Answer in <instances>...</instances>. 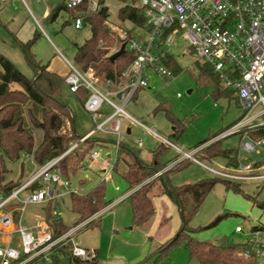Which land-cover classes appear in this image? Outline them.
<instances>
[{"label": "rangeland", "instance_id": "374dc122", "mask_svg": "<svg viewBox=\"0 0 264 264\" xmlns=\"http://www.w3.org/2000/svg\"><path fill=\"white\" fill-rule=\"evenodd\" d=\"M24 1L29 11L19 0H10L0 9V55L10 60L26 78H31L32 70L14 39L18 27L27 18L30 19L32 14L38 20L35 28L38 39L34 44V49L31 50L32 54L38 62L48 65V69L53 73L61 77L67 76L68 67L63 58L76 67L74 45H81L90 37L89 26L83 24L81 29H75L73 18L63 9L58 12L56 19L52 22L42 18L46 8L55 9L63 4V0H43L40 3H36L34 0ZM93 1L97 2L98 0ZM125 4L127 3L119 0H105V6L109 13L107 26L118 36L121 32L129 30L134 38H143L146 36L144 31L129 23H120L117 20L118 10ZM81 14L84 15V12ZM86 14L88 15L89 12ZM34 50L37 52L36 54ZM165 50L174 59L180 72L175 74L173 78L165 79H161L156 74H150L149 87L144 90L146 97L141 99L142 97L138 95L137 99L138 103L142 104V108L151 103L150 99L153 102H156L157 98L165 101L172 115L186 124L183 137H181L183 141L192 142L191 147L183 148V151H189L196 144L207 139L210 134L217 135L227 130L232 124L242 119L244 112L237 105L234 94L214 98L212 96L213 88L197 84L190 74L196 61L192 55L184 54L187 50V44L182 38H176L172 45ZM114 52L116 50L113 48L110 55ZM94 79L99 81L97 78ZM220 87L223 89L221 82ZM12 88L17 87L13 85ZM87 99L88 95L79 99L75 94L70 93L65 83L61 88V100L73 113L75 132L79 137L89 132L93 125L91 115L84 109ZM140 100L142 101L139 102ZM133 106V102L128 103L125 106V111L135 120L141 121L146 127L154 128V131L162 138L180 147L178 141L171 140L166 134L164 130V126L167 127L166 120L162 114L153 116L149 111L148 115L153 116L154 120L152 122L147 121L132 111ZM106 108L108 109V107ZM261 108V106L257 107L256 111H260ZM26 109H31L37 118L40 117L38 108H35L31 103L23 105V115H25ZM105 113H111V109L105 110ZM261 122H264V115L256 120V123ZM33 135L35 142H38L40 140L39 133L33 131ZM112 139L115 140L116 138ZM138 140L142 141V146L137 144ZM218 141L219 148L222 151H227V156L234 158L237 166L228 165L227 158L221 155L209 160H202V155L199 154L200 150L195 154V158L202 162L204 167L191 162L181 170L172 173L169 179L174 187L214 179V175L207 170V168H212L227 174L216 176L219 179L239 183L240 192H234L227 189L221 180H215L212 189L189 222V228L192 229L189 236L200 242L217 244L222 240H227L234 244H243L250 240L251 228L264 229V213L254 206L250 199L255 198L258 201H264V180L250 179L253 178L251 175L262 173L264 149H260L257 154L242 152L239 134H232ZM121 142L144 162H147V157L158 144L151 136L143 135L142 130L136 125L132 127L129 138H121ZM209 144L211 142L204 144L201 149ZM93 151L99 152L100 158L90 163L84 161L82 168L79 165V170L69 178V187L65 191L59 189V195L52 200L49 209L50 214L59 217L67 228H72L78 220V216L71 210L70 192L85 195L104 181V200L110 203L122 199L130 191L126 182L121 178V174L126 170V166L121 163L123 155H118L119 161L116 165V171H112L109 178L106 179V176L101 172L102 166L108 156H110L109 164H115V149L108 146V148L98 147ZM176 155L175 151L169 148L160 156V162L162 164L167 163ZM122 161L126 162L124 158ZM129 162L131 161L129 160ZM255 164L258 166L254 168ZM245 165L252 166V169L247 174L242 175L238 167L241 168ZM0 166L8 171L6 180L17 181L21 176V183L35 174L39 168L30 157L23 156L18 161L10 162L1 154ZM21 168L23 174L20 175ZM159 174L161 173L157 175ZM157 175L145 182H151L149 198L152 200L154 208V214L146 224L137 226L133 223L130 202L128 199H123L109 210L103 211L99 218L95 219V224L83 226L74 234L77 246L90 251L97 250L98 264H198L195 259L189 258L183 243L156 258L159 246L173 237L180 227V218L176 208L162 194L161 183L154 179ZM45 206V204L26 206L22 214V224L30 228L38 220H44ZM222 215H226V217L210 226L217 217ZM236 227H240L242 232L236 233ZM260 236L264 240V236ZM55 256L57 257L56 263L43 261L35 264H68L69 253L67 251L58 252Z\"/></svg>", "mask_w": 264, "mask_h": 264}, {"label": "built area", "instance_id": "2783aa9c", "mask_svg": "<svg viewBox=\"0 0 264 264\" xmlns=\"http://www.w3.org/2000/svg\"><path fill=\"white\" fill-rule=\"evenodd\" d=\"M6 1L0 0V6ZM19 1L27 8L24 0ZM34 1L40 3L43 0ZM132 1L135 6L144 10L146 25L150 30L143 38H131L123 42L125 49L133 54V59L120 75L99 83L63 58L68 67L65 84L70 93L74 94L79 89L87 92L88 99L84 109L91 115L93 123L92 129L65 154L89 137L102 134L116 138L113 147L117 159V150L123 137L121 119L126 118L141 127L143 133L152 135L158 142L172 148L179 155V160L187 159L204 167L195 158V154L204 145L183 151L125 111V106L132 101L136 92L148 86L150 74H156L160 78H173L162 63V52H167L165 48L170 47L178 37L187 44L184 54L192 55L195 61L208 64L220 76L222 86L235 92L238 106L245 112L242 119L214 137L211 142L239 134L242 152L257 154L260 149H264V139L255 140L247 134V130L264 129V122L256 123L264 115V0ZM85 2L88 15L105 6V0H102V4L99 0H63L64 6L73 11ZM48 11L50 12L47 9L46 13ZM32 18L37 23L33 16ZM83 18L81 13L74 16L75 29L82 28ZM119 36L125 40L126 31ZM104 105L111 109V113L103 111ZM259 106L262 108L256 111ZM137 144L141 146L142 142L138 140ZM65 154L40 166L35 174L10 193L0 194V264L52 261L55 253L66 246L73 257L82 261L95 257L94 251L77 246L74 234L94 220L97 214L57 237L53 236L43 219L30 228L22 224L26 206L52 201L59 195V189L65 191L69 187V180L57 167ZM99 157L100 153L93 151L86 161L90 163ZM82 167L83 165L80 166ZM112 167L113 165L108 164L109 172ZM238 169L245 175L252 166L245 165ZM207 170L214 176L227 175L212 168ZM261 170V174L251 175L253 178L250 179L264 180V167ZM241 231L240 227L235 228V232ZM260 235L264 236V231L251 232V238L245 242L242 251V256L253 258L254 264H264V240Z\"/></svg>", "mask_w": 264, "mask_h": 264}, {"label": "trees", "instance_id": "16d2710c", "mask_svg": "<svg viewBox=\"0 0 264 264\" xmlns=\"http://www.w3.org/2000/svg\"><path fill=\"white\" fill-rule=\"evenodd\" d=\"M119 1L127 4L118 10L117 20L120 23H129L145 33L148 32L150 27L146 25L144 10L135 6L132 0ZM99 2L102 4V0H99ZM87 7L85 2L76 11H73L62 4L55 9H50L47 19L51 22L54 21L58 12L62 9L68 12L72 18L77 13L84 12L83 24L89 26L91 35L83 44L74 45V62L81 72L87 73L91 77L97 78L100 83H103L120 75L133 59V54L124 49L122 55L111 62L109 60L110 51L113 48L118 51L123 42L134 37L129 30H126L125 40H122L117 33L109 29L106 24L109 18L106 6H101L97 12L90 15L86 14ZM37 39V34H34L32 39L25 43L20 42L16 38L14 39L32 70L31 78H26L15 68L10 60L0 55V154L10 162L18 161L23 156L30 157L40 167L65 154L82 136H77L73 113L61 100V88L65 83L66 76L61 77L48 71L47 66L38 62L31 52ZM162 63L173 76L180 72L176 62L168 52H162ZM190 74L197 84L213 88L212 96L214 98L231 96V94L235 95V92L231 89L224 87L221 89L220 76L206 63L196 61ZM13 85L17 88H12ZM74 94L79 99H83L86 97L87 92L79 89ZM26 103H31L35 108H38L40 112L39 118L33 114L31 109H26L25 115L22 114L23 105ZM236 103L238 105L237 99ZM151 113L152 115L157 113L163 115L166 122L171 126L169 138L173 141H178L186 129V124L172 115L168 104L157 98L156 105ZM33 131H37L40 135L38 142H35ZM247 134L255 140L264 139V129L262 128L247 130ZM217 135L210 134L207 139L196 144L193 148L208 143ZM112 138L109 135L95 134L84 140L59 160V171L69 180L70 176L79 170L78 166L83 165L84 161L93 152V149L113 147L115 140ZM218 143V140L211 142V144L201 149L199 154L202 155V160H209L221 155L227 158L228 165L237 166L236 161L233 160L234 158H229L227 156L228 152L222 151ZM167 149H169L168 146L158 142L152 152V161L148 164L141 161L122 142H120L117 150V158L119 154H123L131 159L127 169L121 174V178L126 182L130 190L135 189L129 194L127 199L130 202L133 223L137 226L146 224L154 214L153 204L149 198L151 182H145L165 169L154 179L161 183L164 194L176 207L180 218V227L173 237L159 246L156 258L163 256L173 247L183 243L189 258L195 259L198 264H254L253 258L247 259L242 256L245 243L234 244L227 240H222V242L215 244L200 242L189 236L192 231L189 228L190 220L212 189L215 180L219 178L214 176V179L203 180L189 185L172 186L169 176L189 165L191 161L187 159L177 161L179 156L176 155L169 162L162 164L160 156ZM117 163L118 159H116L112 171H116ZM169 165L170 167L167 169ZM7 172L3 166H0V194L10 193L13 188L21 183V176L17 181L6 180ZM22 172L23 169L21 168L20 175L23 174ZM154 179L151 180L153 181ZM219 180L224 183L227 189L240 192L239 183L223 179ZM103 182H100L85 195L69 194L71 210L78 216V220L72 227L86 221L109 204V202L107 203L104 200ZM35 188L36 186L33 187V189ZM250 199L253 205L264 213V201H258L255 198ZM51 203L52 201L44 203L46 205L44 221L53 236L57 237L70 228L64 226L59 217L50 214ZM224 217L226 215L217 217L210 226H213ZM93 224H95L94 220L84 226ZM250 231H264V229L253 227ZM66 251L69 253L68 264H98V254L95 251V257L87 261L73 257L68 246L62 247L58 252L64 253ZM52 261L53 263L57 262L55 256L52 257Z\"/></svg>", "mask_w": 264, "mask_h": 264}, {"label": "crops", "instance_id": "0c3cea01", "mask_svg": "<svg viewBox=\"0 0 264 264\" xmlns=\"http://www.w3.org/2000/svg\"><path fill=\"white\" fill-rule=\"evenodd\" d=\"M8 2H10V0H7L4 4H2L1 6H0V9L2 8V7H4ZM47 9H49V8H46V10ZM46 10H45V12H44V14H43V16H42V18H44V19H47V16H48V14H49V11H48V13H46ZM50 10V9H49ZM29 11V10H28ZM31 14V13H30ZM32 15V14H31ZM33 16V15H32ZM32 16L30 17V19L29 18H27L19 27H18V29L16 30V33H15V38L18 40V39H20L19 41L20 42H22V43H25V42H27V41H29V40H31L32 39V37L34 36V34H36V30H35V28H36V24H38V20H37V23L33 20V18H32ZM34 17V16H33ZM35 18V17H34ZM36 19V18H35ZM32 49H34V45H33V47H32ZM31 49V50H32ZM34 52H35V50H34ZM37 52H35V54H36ZM64 61V60H63ZM65 62V61H64ZM66 64V63H65ZM47 66V70L48 71H50L49 69H48V65H46ZM50 72H52V71H50ZM161 79H165V78H161ZM149 87V83H148V86L146 87V88H144V89H140L136 94H135V96H134V98H133V100L130 102V103H132L133 102V104H134V106L132 107V111H134L135 113H137V114H139L141 117H144L147 121H153L154 120V117L153 116H156V115H160L161 113H157V114H155V115H153V116H149L148 115V112L150 111H152L153 110V108L155 107V105H156V102H153V100H151L150 99V101H151V103L150 104H147L145 107H141V105L142 104H140V103H138V95H139V97L141 96L142 98L141 99H143L144 97H146V95H145V93H144V90L145 89H147ZM142 100H140L139 102H141ZM140 107H141V109H140ZM104 108V107H103ZM105 110H110L109 108L107 109L106 107L103 109V111L105 112ZM140 123H141V121H139ZM166 122V121H165ZM166 124V126L167 127H165L164 126V130H165V132H166V134H168V137H169V135H170V133H171V126L166 122L165 123ZM135 124H133V123H131L129 120H127L126 118H122L121 119V127H122V131H123V137L122 138H129V136L131 135V131H132V127L134 126ZM137 126V125H136ZM145 126V125H144ZM139 127V126H138ZM140 129H141V127H139ZM151 129H153L154 130V128H151ZM142 130V129H141ZM88 133V132H87ZM142 134L143 135H148V136H151L152 138H154L152 135H150V134H145V133H143V131H142ZM183 137V136H182ZM182 137L180 138V139H178V142H179V146L180 147H178L179 149H181V150H183V148H189V147H191L190 145H192L191 143L192 142H186V141H183V139H182ZM155 139V138H154ZM156 140V139H155ZM141 141V140H140ZM157 141V140H156ZM212 140H210L209 142H211ZM142 142V141H141ZM158 142V141H157ZM143 145V144H142ZM141 145V146H142ZM177 147V146H176ZM191 149V148H190ZM193 149V148H192ZM190 151V150H189ZM153 152V151H152ZM152 152H151V154H150V156H148L147 157V162H144L143 160H141L139 157V159L141 160V161H143L144 163H150L151 161H152ZM175 154H177L176 152H175ZM123 155V154H122ZM178 155V154H177ZM179 156V155H178ZM100 158V157H99ZM125 159L126 160V162H123L122 161V159ZM118 159V158H117ZM122 159H121V163L122 164H124L125 166H126V169H127V165H128V163H130L129 162V160L131 161V159L129 158V157H127V156H125V155H123L122 156ZM95 161V160H94ZM110 161V156H108V159L107 160H104V164H103V166H102V173L104 174V176H106V179H108L109 178V176H110V173L112 172V171H110L109 172V170H108V164L110 163L109 162ZM118 161H119V159H118ZM177 161H180L179 159L177 160ZM256 166H258L257 164H255L253 167L255 168ZM170 167V165L167 167V169ZM165 170V169H164ZM163 170V171H164ZM162 171V172H163ZM161 172V173H162ZM160 175V174H159ZM158 176V175H157ZM135 189H132V190H130L127 194H125L123 197H122V199H120V200H117L116 202H110L105 208H103V210L102 211H100L99 213H97V216H94V221H95V219H98L99 218V216H100V214L103 212V211H105V210H109L111 207H113L115 204H117L118 202H120L121 200H123V199H127V197L129 196V194L132 192V191H134ZM150 191V190H149ZM162 194L164 195V196H166L165 194H164V192H163V189H162ZM167 197V196H166ZM167 199H168V197H167ZM169 200V199H168ZM152 201V200H151ZM170 201V200H169ZM171 202V201H170ZM172 203V202H171ZM173 204V203H172ZM175 207V206H174ZM176 208V207H175ZM177 210V209H176ZM178 212V211H177ZM242 232V231H241ZM241 232H236V233H241ZM251 232V231H250ZM92 251H95V252H97V250H92ZM56 253H58V252H56ZM55 253V254H56ZM97 254H98V252H97ZM55 256V255H54ZM55 258L57 259V257L55 256ZM51 262H53V261H51Z\"/></svg>", "mask_w": 264, "mask_h": 264}, {"label": "water", "instance_id": "95a60500", "mask_svg": "<svg viewBox=\"0 0 264 264\" xmlns=\"http://www.w3.org/2000/svg\"><path fill=\"white\" fill-rule=\"evenodd\" d=\"M124 49H125V44L123 43V44L120 46V48H119L118 51L114 52L113 54H111V55L109 56V60H110L111 62H113L116 58H118L120 55H122V53L124 52Z\"/></svg>", "mask_w": 264, "mask_h": 264}]
</instances>
